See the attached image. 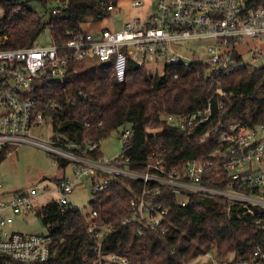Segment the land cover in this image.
I'll return each mask as SVG.
<instances>
[{"label": "trees", "instance_id": "trees-1", "mask_svg": "<svg viewBox=\"0 0 264 264\" xmlns=\"http://www.w3.org/2000/svg\"><path fill=\"white\" fill-rule=\"evenodd\" d=\"M29 1L0 0V46L34 45L46 28L53 42H66L73 33L85 31L83 23L89 13L110 16L113 9L109 6L116 8L119 0H38L40 9L31 7ZM247 5L256 8L264 0H247ZM207 68L194 56L189 63L166 61L164 72L158 74L130 58L127 76L119 81L113 60L89 55L72 59L62 80L38 83L36 97L43 103L60 104L47 111L52 137L73 153L102 159L101 141L113 130L121 128L122 134L131 128L132 135L121 152L130 158L131 168L144 172L151 145L160 143L165 145L166 164L172 169L182 167L188 158L213 157L219 147V131L213 129L218 121H241L249 126L264 123V64L223 73L219 84L207 79ZM218 86L225 94L217 92ZM209 102L211 120H198L185 129L155 117L159 109L189 113L204 109ZM149 126L159 128L156 136L146 132ZM206 130L211 132L204 137ZM90 142H97V148L87 149ZM7 156L8 148L0 149V161ZM56 161L63 168L74 162L61 155ZM64 176L49 179L57 182ZM208 182L226 186L228 175L212 174ZM143 188L141 179L119 176L102 191L92 193L89 210L63 205L50 196L36 202L34 211L53 237L56 251L46 262L12 260L11 264H116L105 258L111 253L128 258L129 264H189L210 247L220 255L235 251L246 257L264 245V229L256 222L260 208L253 207L255 214L241 205L230 206L226 197L212 195H191L185 205H179L172 191L150 196L168 210L164 229L140 233L141 223L123 220L134 213L132 202Z\"/></svg>", "mask_w": 264, "mask_h": 264}, {"label": "built area", "instance_id": "built-area-1", "mask_svg": "<svg viewBox=\"0 0 264 264\" xmlns=\"http://www.w3.org/2000/svg\"><path fill=\"white\" fill-rule=\"evenodd\" d=\"M140 4L142 0L134 1V5ZM109 8L115 9L112 5ZM196 39H210L208 60L199 59L208 65L205 76L212 82L219 84L221 74L244 65L261 66L264 64V5L251 8L247 0H155L154 9L145 18L133 16L117 29L105 27L98 32H76L63 43L0 46V149L8 148L9 157L22 147L33 146L48 152L55 160L61 155L81 163L76 176L91 178L92 192L102 191L119 176L141 179L144 188L132 202L135 211L123 220L141 223L140 233L148 229H164L168 210L150 197L162 191L175 193L179 205H185L191 195H212L226 197L230 206L241 205L255 214L253 207L256 206L260 208L256 222L264 229V123L249 126L241 121L227 124L218 121L213 129L219 131V147L212 153L213 157L208 160L188 158L182 167L172 169L166 164L165 145L152 144L144 172L132 169L130 158L121 153L112 158L92 159L62 147L53 137L48 140L34 133V129L43 124L52 125L47 111L60 106L57 101L43 103L37 98V84L62 80L72 59L92 55L113 60L115 76L123 81L130 58L145 65L147 60L165 55L173 44ZM192 59L173 53L167 61L189 63ZM217 92L225 94L220 86ZM204 107L189 113L159 109L155 117L185 129L198 120H211L212 103ZM158 129L149 126L146 132L156 136ZM210 132L206 130L204 137ZM131 135V128L123 131V146ZM97 146V142L87 143V149H96ZM223 172L228 175L226 186L208 182L212 174L222 177ZM76 180L65 175L41 188L8 189L0 178V264H11L12 260L42 263L50 259L56 246L47 230L25 233L11 230L10 226L16 215L34 212L41 195L54 192L55 198L63 205H75L70 194ZM102 242L103 236L98 242L99 248ZM203 255L206 257L204 261L189 264H264V245L246 257L235 251L220 255L214 247ZM105 258L116 264H129L128 258L115 253Z\"/></svg>", "mask_w": 264, "mask_h": 264}, {"label": "rangeland", "instance_id": "rangeland-1", "mask_svg": "<svg viewBox=\"0 0 264 264\" xmlns=\"http://www.w3.org/2000/svg\"><path fill=\"white\" fill-rule=\"evenodd\" d=\"M135 0H119L117 7L113 10L110 16L100 17L93 13L87 15L86 21L83 23V29L91 32H98L105 27L110 29H117L122 27L123 23L133 16H140L145 18L146 14L154 9L155 0H142V4L134 5ZM56 4V2H55ZM29 5L33 8L40 9L41 4L38 0L29 1ZM1 8V7H0ZM0 9V16L3 15ZM49 13L45 14L48 19ZM52 42L49 28H46L37 39V44L46 45ZM210 39L201 40H183L175 43L163 56L154 57L146 61V67L158 74H162L165 69V64L168 58L177 53L180 57L185 59H192L194 56L207 61L209 53L207 45ZM264 45V43H263ZM121 128L113 130L110 135L101 141V150L104 157L112 158L122 152L123 138L121 136ZM34 133L41 138L52 139L54 130L52 125L43 124L34 129ZM81 168V163L73 162L65 168L60 167L58 162L41 148L26 146L20 148L12 156L7 157L0 163V178L5 183L8 189H17L20 187L34 186L38 182V188L45 184H53V180L49 177L66 175L77 179L74 185V191L70 194V199L74 204L81 208L89 210L91 208L90 199L92 197L93 180L87 176L82 179L76 176V171ZM41 190V189H39ZM48 196L56 197V193L48 195H41L37 198V202L45 201ZM180 198L186 199L185 196L180 195ZM11 230H20L25 233L45 232L44 225L40 216L34 212H25L15 216L13 224L10 226ZM206 259L201 255L194 259L193 263H199Z\"/></svg>", "mask_w": 264, "mask_h": 264}]
</instances>
